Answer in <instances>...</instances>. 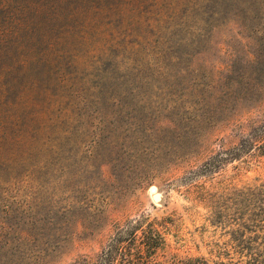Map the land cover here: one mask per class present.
<instances>
[{"label":"rangeland","instance_id":"rangeland-1","mask_svg":"<svg viewBox=\"0 0 264 264\" xmlns=\"http://www.w3.org/2000/svg\"><path fill=\"white\" fill-rule=\"evenodd\" d=\"M235 9L186 27L173 56L136 58L47 147L0 160V264L90 262L140 216L160 225V264L229 261L215 251L264 215V6Z\"/></svg>","mask_w":264,"mask_h":264},{"label":"trees","instance_id":"trees-1","mask_svg":"<svg viewBox=\"0 0 264 264\" xmlns=\"http://www.w3.org/2000/svg\"><path fill=\"white\" fill-rule=\"evenodd\" d=\"M259 5L264 0H0V160L47 147L74 122L82 101L121 70H135L136 58L171 56L172 49L173 56V41L187 38L186 27L212 31L228 8L256 11ZM217 164L203 167L213 171ZM249 222L236 224L232 245L215 251L229 261L172 256L166 264H264V247L253 245L264 215ZM159 227L147 216L127 220L84 264H160L156 257L166 243Z\"/></svg>","mask_w":264,"mask_h":264},{"label":"water","instance_id":"water-1","mask_svg":"<svg viewBox=\"0 0 264 264\" xmlns=\"http://www.w3.org/2000/svg\"><path fill=\"white\" fill-rule=\"evenodd\" d=\"M161 199V194L160 193H156L153 195V201L154 202H159Z\"/></svg>","mask_w":264,"mask_h":264}]
</instances>
